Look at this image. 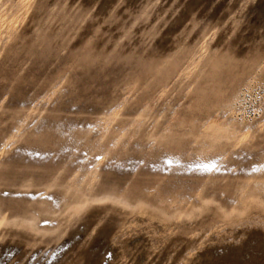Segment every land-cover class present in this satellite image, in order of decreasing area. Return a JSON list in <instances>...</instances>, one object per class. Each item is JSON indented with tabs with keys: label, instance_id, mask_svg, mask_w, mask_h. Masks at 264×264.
Here are the masks:
<instances>
[{
	"label": "rangeland",
	"instance_id": "374dc122",
	"mask_svg": "<svg viewBox=\"0 0 264 264\" xmlns=\"http://www.w3.org/2000/svg\"><path fill=\"white\" fill-rule=\"evenodd\" d=\"M0 264H264V0H0Z\"/></svg>",
	"mask_w": 264,
	"mask_h": 264
}]
</instances>
